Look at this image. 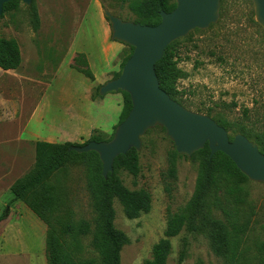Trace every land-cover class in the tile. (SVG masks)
Wrapping results in <instances>:
<instances>
[{"label": "rangeland", "instance_id": "1", "mask_svg": "<svg viewBox=\"0 0 264 264\" xmlns=\"http://www.w3.org/2000/svg\"><path fill=\"white\" fill-rule=\"evenodd\" d=\"M89 1L33 0L31 7L18 2L0 18V40L17 41L22 54L17 71L0 69V217L7 215L0 223V264H49L48 228L24 203L14 200L12 187L36 168L35 135L58 134L60 129L66 132L75 124L76 114L90 122L99 113L84 99L88 78L74 69V64L73 70L67 65L71 54H75L70 52L71 42L89 10ZM101 1L103 10L125 22L142 21L132 12L130 3ZM225 3L226 10L222 13L220 8L216 24L208 30L195 31L189 40L179 41L176 62L182 72L178 82L181 95L202 108L198 114L213 120L215 116L222 117L233 141L239 134L245 136L240 128L254 134L264 132V30L256 21L252 0ZM100 32L99 23L90 24L88 19L78 37V48H88L91 35L99 46ZM124 46L121 57L130 54V47ZM65 62L66 67L59 71ZM121 64L120 58V71ZM99 98L95 88L93 100ZM38 108L39 122H29ZM207 110L214 115L209 116ZM115 129L111 135L99 136L108 140ZM162 129L157 127L142 139L139 176L120 172L129 190H147L153 198L151 212L136 220L127 219L118 200L114 203L115 226L130 240L121 252V264H144L152 259L155 245L164 238L169 213H182L194 198L206 161V155H181L177 178L169 179L170 155L175 145ZM50 183L58 193L54 220L87 221L95 231L99 216L86 163H69ZM218 187L208 196L197 218V231L185 229L172 239L167 264H178L184 250L183 264H229L212 240L213 222L222 223L229 235L235 228L243 229L241 251L250 264H258V246L264 242V184H237L232 180ZM67 245L78 260L103 264L93 248L92 236L69 238Z\"/></svg>", "mask_w": 264, "mask_h": 264}, {"label": "trees", "instance_id": "2", "mask_svg": "<svg viewBox=\"0 0 264 264\" xmlns=\"http://www.w3.org/2000/svg\"><path fill=\"white\" fill-rule=\"evenodd\" d=\"M121 1L130 3L132 12L142 19V21H137V24L147 26L159 25L162 20L160 13L162 11L171 13L177 7V0ZM18 2L20 1L6 4L4 6V14ZM225 10V0H221V12L224 13ZM107 21L109 22L108 19ZM191 36L192 34L186 40H189ZM179 41L167 48L164 57L156 65V74L161 89L174 101L190 111L201 113L203 111L202 108L185 99L178 90V82L182 79V72L178 69L176 62ZM133 51L134 49L130 47V54L124 57H121L122 54L120 55L122 59L121 71L114 75V79L120 77ZM21 65L22 54L17 41L0 40V69L6 72L17 71ZM73 68L85 75L92 82L95 81L85 55L78 54L76 56ZM100 90L101 87H97L99 97H101ZM120 94L124 97V106L118 126L127 119L132 110L131 97L127 93L120 92ZM207 113L209 116L214 115L212 110H207ZM214 120L223 128H229L228 123L222 117L215 116ZM162 130L165 131V129ZM151 131H148L146 135ZM239 132L253 140L264 154V132L262 134H254L245 128H240ZM99 134L101 133L96 131L94 136L83 145L37 142L35 170L23 179L18 180L12 187L14 200L24 203L48 228L46 247L49 264H96L94 260H78L67 245L69 238L75 240L88 236H92L93 248L99 253L103 264H121V252L130 243V240L115 226V201L118 200L120 202L125 216L129 220L139 219L143 214H148L152 210V195L147 190H129L120 177L122 170L127 171L134 177H138L141 173L140 153L136 150L133 149L126 155L119 156L114 163V173L110 174L107 179L103 176V164L97 153L78 154L70 151L73 146H84L90 142H110L115 135L114 133L110 139L105 140ZM195 155H206V161L200 171L194 198L182 213H169L164 238L155 245L152 259L146 261L144 264H167L172 254V239L178 237L185 229L191 233L197 231V218L208 196L214 189L219 188V183L233 180L238 184V182L250 181L223 153H217L211 159V150L208 145ZM180 157L181 155L177 153L176 149L171 153L167 175L169 179L175 180L177 178V162ZM72 162L86 163L88 166L89 188L99 216L95 231H92L91 224L87 221L76 223L73 221L54 220V213L58 209V193L56 187L51 185L50 181L55 174L62 171ZM6 218V214L2 215L0 223L5 221ZM211 229L212 240L217 246L218 252L228 258L229 264H250L247 257L241 251L243 229L235 228L234 233L229 235L226 227L220 222L211 223ZM257 256L259 259L258 264H264V242L258 246ZM184 260L185 250L181 254L178 264H183Z\"/></svg>", "mask_w": 264, "mask_h": 264}, {"label": "water", "instance_id": "3", "mask_svg": "<svg viewBox=\"0 0 264 264\" xmlns=\"http://www.w3.org/2000/svg\"><path fill=\"white\" fill-rule=\"evenodd\" d=\"M14 1L27 7L33 5V0H0V17L4 15V6ZM252 2L256 21L264 30V0ZM220 8L221 0H177L173 12L160 13L162 20L157 26L125 22L104 10L113 40L134 51L120 77L102 86L100 94L127 93L131 97L132 110L118 126L112 141L73 146L70 151L97 153L103 164V176L107 179L114 173V163L119 156L133 149L140 153L147 132L161 127L178 154L190 158L208 145L211 159L217 153H223L250 181L264 184V155L259 147L242 134L231 141L227 130L212 118L190 111L174 101L161 89L156 74V65L167 48L195 31L208 30L216 24Z\"/></svg>", "mask_w": 264, "mask_h": 264}, {"label": "crops", "instance_id": "4", "mask_svg": "<svg viewBox=\"0 0 264 264\" xmlns=\"http://www.w3.org/2000/svg\"><path fill=\"white\" fill-rule=\"evenodd\" d=\"M88 7L89 10L86 11V15L80 23L79 30L77 31V37L71 42L70 52L75 54L70 53L71 59L68 62L69 64L66 62L63 63L59 71L66 67V64L73 70L71 66L74 64L76 56L78 54L86 56L89 68L94 75L95 81L92 82L87 79V82H85L84 99L97 107L99 113L92 119V121L90 120V122L86 118L76 114L77 117L76 120H74L75 124L70 126L69 130L65 132V130L60 129V133L58 134L52 133L44 136L37 134L35 135L37 138L35 139V142H47L51 144L72 143L83 145L93 137L96 131L102 134L111 135L114 132V128H116L119 124L120 113H122L123 109V95L120 93H110L105 96L101 95L99 99L94 101L93 94L95 88L104 86L107 82L114 79V75L116 73L120 72L118 61L120 59V55L124 52L125 46L124 44L113 40L111 25L105 17L102 1L90 0ZM88 19L90 24L95 21L99 23L101 28V44L99 46L95 45V38L91 35V38L87 40V43H89L88 48L79 49L77 44L78 37L81 30L88 23ZM39 111L40 108L34 112L29 122H39L37 118ZM28 130L29 127L25 130V133H27ZM57 135H59V137Z\"/></svg>", "mask_w": 264, "mask_h": 264}]
</instances>
